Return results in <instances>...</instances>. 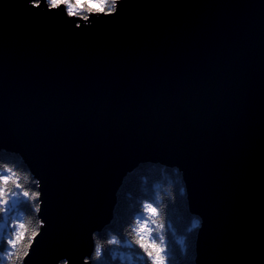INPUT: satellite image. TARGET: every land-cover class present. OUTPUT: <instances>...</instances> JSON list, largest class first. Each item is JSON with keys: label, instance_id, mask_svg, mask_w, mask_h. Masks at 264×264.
<instances>
[{"label": "water", "instance_id": "95a60500", "mask_svg": "<svg viewBox=\"0 0 264 264\" xmlns=\"http://www.w3.org/2000/svg\"><path fill=\"white\" fill-rule=\"evenodd\" d=\"M33 13L0 0V152L45 222L25 264H82L144 164L180 174L194 264H264V0H124L81 29Z\"/></svg>", "mask_w": 264, "mask_h": 264}, {"label": "trees", "instance_id": "16d2710c", "mask_svg": "<svg viewBox=\"0 0 264 264\" xmlns=\"http://www.w3.org/2000/svg\"><path fill=\"white\" fill-rule=\"evenodd\" d=\"M5 166L14 168L20 184L24 186L21 190H36L31 183L33 179L18 156L1 151L0 172L5 170ZM12 187L9 183V188ZM145 201L157 209L158 215L154 217L156 223L149 222V227L153 229L152 236L157 241L161 233L158 225L163 223L165 226L163 234L170 253L168 264H194V240L199 221L187 210L180 174L173 168L158 164L140 165L124 178L117 192L111 223L96 233L106 249V241L112 236L121 239L119 247L111 246V251L106 252L105 264H151L143 249L133 243L136 234L132 229L136 226V216L140 215L142 219L147 216L143 212ZM17 219L27 226L29 234L36 228L37 215L23 197L8 216L0 214V225L10 232V226ZM194 220L197 222L195 228L192 227ZM0 264H7V261H0Z\"/></svg>", "mask_w": 264, "mask_h": 264}, {"label": "snow or ice", "instance_id": "6c2138e0", "mask_svg": "<svg viewBox=\"0 0 264 264\" xmlns=\"http://www.w3.org/2000/svg\"><path fill=\"white\" fill-rule=\"evenodd\" d=\"M25 7L33 14H43L46 16H60L64 22L74 25L75 29H81L85 25L77 21H84L91 26L92 18L102 17L113 18L118 16L124 7V0H24ZM139 6V5H138ZM9 183L13 185L9 188ZM36 190H21L24 186L20 184L16 171L12 167L5 166V170L0 172V214L8 216L11 211L21 203V197L27 202L33 213L41 211V182L33 178L31 181ZM143 212L147 214L146 219L140 215L136 216V226L132 229L136 234L133 243L137 245L148 257L151 264H168L170 253L168 244L163 234L164 224L158 227L161 233L157 239L153 238V229L149 227V222L155 224L154 217L158 215L157 209L152 203L147 201L143 204ZM45 222L37 218L36 228L28 233L27 226L20 220H14L10 226V232L0 225V261H7V264H25L26 259H31L32 253L36 251L35 245L40 244L39 236L44 229ZM192 227H197L194 220ZM93 251L81 257L82 264H105L104 256L107 251H111V246L119 247L121 239L117 236L106 241L107 249L102 244L96 233H92ZM51 264H71L72 258L65 252L56 248L51 249Z\"/></svg>", "mask_w": 264, "mask_h": 264}, {"label": "flooded vegetation", "instance_id": "af4514ba", "mask_svg": "<svg viewBox=\"0 0 264 264\" xmlns=\"http://www.w3.org/2000/svg\"><path fill=\"white\" fill-rule=\"evenodd\" d=\"M29 172V171H28ZM30 174V173H29ZM31 178H32V175L30 174ZM33 179V178H32Z\"/></svg>", "mask_w": 264, "mask_h": 264}]
</instances>
